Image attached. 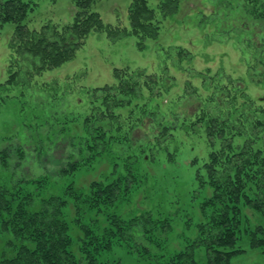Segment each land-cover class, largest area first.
<instances>
[{"label":"trees","instance_id":"obj_1","mask_svg":"<svg viewBox=\"0 0 264 264\" xmlns=\"http://www.w3.org/2000/svg\"><path fill=\"white\" fill-rule=\"evenodd\" d=\"M72 1L76 9L70 20L48 21L29 27L34 3L0 0V22L14 25L8 41L7 78L0 83L3 104L6 102L3 96H12L13 91L18 90L15 88L26 92L42 72L72 59L91 32L104 30L112 40L133 35L138 38V47L143 48L147 39L158 38L162 22L175 15L180 7L179 0H160L156 6L149 0H132L127 9L128 25L112 26L103 23L99 13L91 9L94 0ZM227 1L225 5L230 2L243 9V25L245 20L249 22L248 19L258 17L264 24V0ZM232 4L231 8H234ZM254 46L259 53L255 58L264 64V38L258 43L255 40ZM173 48L177 69L183 74L188 73L189 78L193 77L189 66L184 68L181 64L183 61L190 64L194 58L189 49L182 45ZM158 52L162 53L163 59L172 55L160 46ZM127 69L115 68V82L94 89L92 102H97L92 107L94 112L82 117L84 130L78 134L83 144L82 152L74 150V159L67 164L61 161L57 167L47 166L48 173L66 176L74 172L79 162L91 165L108 156L116 167L119 158L123 157L120 165L124 171L119 170L111 180L93 181L87 191L73 185L70 179L62 182L58 192L42 191V184L49 180L48 174L28 179H2L0 234L10 232L13 235L15 251L2 256L0 264H124L122 260L99 257L102 250H110L114 238L125 244L126 254L142 255L144 264H231L235 257L246 253L247 248L259 250L264 255V94L252 97L243 86H233L237 89L234 91L217 89L215 98L209 93L205 99L210 97L212 102L200 103L195 115L181 124L185 131L181 132L182 136H204L208 153L195 169L196 183L189 191L191 201L187 203V211L181 209L179 230L175 225L179 214L175 215V210L180 198L175 195H172L177 204L174 210L164 212L151 202V209L136 211L127 218L115 210L96 217L95 208L102 210L99 205L116 207L120 199H129L134 195L132 193L139 192L140 181L146 174L140 171L139 159H144L139 157L140 154L147 155L150 162L152 158L159 160L160 146L169 145L172 150L169 149L168 154L163 152L167 158L164 162H173L180 152L181 136L178 139L170 137L178 131V118L176 115L172 119L165 117V113L159 112L160 104L155 99L162 88L168 90L172 86L164 82L167 67L151 73ZM211 76L201 75L204 84L211 83L213 87H220L218 81L226 78L220 72L219 77ZM185 82L188 87L189 79ZM143 86L149 90L145 98L140 94ZM237 91L242 98L237 97ZM40 102L38 107L31 99L20 103L32 109L29 116L36 118L33 121L37 124L46 121L51 114L43 109L44 102ZM145 117L149 119L151 131L138 136L136 129L141 122L146 124ZM121 139L136 145L120 146L116 150L112 144ZM2 151L8 155L5 148ZM17 151L23 155L22 148ZM158 166L162 167L161 164ZM68 204L73 206V214L66 211ZM89 208L95 216L85 219V223L80 222L83 236H78V250H74L70 246L73 230L68 214L79 221ZM99 218L106 219L107 223L101 234L93 232ZM174 235L178 237L179 248L171 250Z\"/></svg>","mask_w":264,"mask_h":264},{"label":"rangeland","instance_id":"obj_2","mask_svg":"<svg viewBox=\"0 0 264 264\" xmlns=\"http://www.w3.org/2000/svg\"><path fill=\"white\" fill-rule=\"evenodd\" d=\"M25 1L34 3L32 17L28 21L29 27H37L48 21L53 23L68 21L76 9L72 0ZM131 1L94 0L91 9L99 13L105 24L128 25L127 9ZM159 1L149 0L152 6H156ZM179 1V11L162 22L158 38L147 39L145 47H138L136 36L127 35L121 39L112 40L106 31L95 30L89 34L72 59L42 72L36 80L34 79L37 82L34 81V85L29 90L22 92L20 88H15L18 90L13 91L12 96H3L6 102L3 104L0 100V182L5 178L18 180L48 174L49 180L46 184H42L41 190L58 192L62 182L69 179L73 185L86 188V191L93 181L114 179L119 170L124 171L123 165H120L123 157L119 158L118 167L108 160V156L102 160H99L101 158L95 160L91 165L85 161L79 162L74 172L66 176L55 172L48 173L47 166L56 165L57 167L61 161L67 164L74 159L72 155L74 150L82 152L83 144L80 143L78 136L84 130L82 117L94 112L92 107L94 103H97L92 102L93 93H96L94 89L115 82V68L127 67L151 73L166 66L165 77L167 78L164 82L172 86L168 90L162 88L161 94L155 99L160 104L159 112L165 113V117L172 119L176 115L178 118L176 121L178 131L175 130L176 135L170 137L178 139L181 136L179 155L173 162H164L167 159L164 153L168 154V150H172V146L165 147L164 144L160 146L159 160L152 158L150 162L147 155L144 156L140 154L142 152H139V157H144L142 160L139 159L140 171L146 173L140 181L139 192L132 193L134 195L129 199H120L116 207L99 205L102 210L95 209L96 217H102L105 212L115 210L121 217L127 218L136 211L151 209L152 204L158 205L156 207L166 212L169 209H175L177 204L172 199V195H175L180 198L175 210V215L179 214L178 220L175 221L176 228L179 230L181 209L186 208L187 211V203L191 201L189 191L196 183L195 169L200 161L206 159L208 153L203 135L196 138L182 136L181 132L185 133L181 127L182 122L195 115L200 103H211L210 99L215 98L217 89L226 91L231 88L234 91L237 89L233 86L237 85L245 87L246 93L252 97H262L264 94V64L255 58L259 53L257 48H253L255 40L258 43L264 38V24L260 23L261 18L248 19L249 22L244 19L245 29L242 19L243 9L234 7L235 4L230 2L229 5H225V2L228 3L227 0ZM231 4L234 8H231ZM13 26L12 22H0V83L7 78L8 41ZM240 27L244 29H239ZM177 45L188 48L192 58L194 57L190 60V64L186 61L181 63L184 68L189 66V73L194 75L191 78L188 73L183 74L177 69L178 64L173 57L175 56L173 47ZM159 46L167 49L172 54L171 57L161 58L162 53L158 52ZM219 72L222 77H226L218 81V84L221 83L220 87H213L211 83L204 84L201 75L219 77ZM188 79L190 85L187 87L185 81ZM210 81L212 82V79ZM209 93L211 98L205 99L207 95H210ZM140 94L144 98L148 96V87L143 86ZM235 94L238 98H242L239 96L240 92ZM29 99L36 107L41 105L40 101L44 102L43 109L51 113L46 121L37 124L33 121L36 118L29 116L32 109H29L28 105L25 108L24 104H20ZM147 119L145 117L143 120L146 124L141 122L137 127L138 136L144 135L143 132L151 131ZM141 128H144L143 131L140 130ZM147 135L151 136V134ZM113 145L116 150H119L120 146L126 148L128 145L136 144L124 142L121 139ZM19 147L23 150L22 156L17 151ZM37 147L39 149H36ZM3 148L8 155L4 154ZM129 152L132 153L131 150ZM154 153L156 154L155 151ZM157 164H161L162 167ZM70 204L66 211L70 210L73 214V206ZM92 212L93 209L88 210L79 221L73 220L75 218L68 214L72 220L69 223L70 228L73 230V242L70 246L74 250H78V236H83L81 223H85V219L89 217H94ZM195 213L199 214L198 211ZM248 213L251 212L248 211ZM104 226H107L106 219L99 218L93 226V232L101 234ZM177 238L176 235L171 238V250L179 248ZM100 241L104 242L102 239ZM110 244V250L109 248L100 250L101 259L107 257L111 261L122 260L124 264H144L141 262L142 255L126 254L127 247L121 240L118 242L114 238ZM148 248L152 250L151 245ZM13 251H15L13 235L10 232L1 233L0 259ZM231 264H264V255L259 250L247 248L246 253L235 257Z\"/></svg>","mask_w":264,"mask_h":264}]
</instances>
